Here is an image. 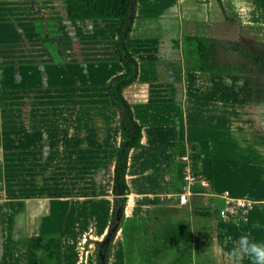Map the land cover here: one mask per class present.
<instances>
[{
  "label": "crops",
  "instance_id": "crops-1",
  "mask_svg": "<svg viewBox=\"0 0 264 264\" xmlns=\"http://www.w3.org/2000/svg\"><path fill=\"white\" fill-rule=\"evenodd\" d=\"M237 4L135 2L126 44L137 74L123 95L140 126V145L127 153L123 217L111 241L120 254L110 250L108 264H129L120 241L126 223L136 237L130 244L137 245L127 250L130 264H142L145 241L150 252L161 249L159 241L151 244L152 231L177 219L188 221L191 253L194 222L217 217L196 215L197 207L215 212L223 190L252 204L244 222L214 221L216 264H233L228 253L241 233L264 242V78L182 63L181 36L231 38L220 34L232 30L233 20L251 17ZM116 26V19L68 20L65 0H0V264H95L94 241L110 219L120 140L117 112L104 95L107 80L122 71ZM3 90L22 94L4 100ZM180 132L185 141L208 145L185 204L174 196L168 147ZM67 218L87 223L75 228Z\"/></svg>",
  "mask_w": 264,
  "mask_h": 264
},
{
  "label": "trees",
  "instance_id": "trees-1",
  "mask_svg": "<svg viewBox=\"0 0 264 264\" xmlns=\"http://www.w3.org/2000/svg\"><path fill=\"white\" fill-rule=\"evenodd\" d=\"M219 2V0H217ZM136 0H65L68 20L116 19L117 26L113 41L115 54L122 65V71L110 77L104 85V95L108 104L115 107L118 116L120 140L112 171V207L107 230L100 240L94 241L96 264H105L108 247L122 220L126 194L124 179L127 153L130 148L140 145V126L135 122L131 109L124 98L123 91L130 85L137 74V64L128 51L126 40L134 18ZM182 63L185 69L232 74L255 78H264V42L219 37H200L192 34L181 36ZM179 140L168 143L175 162L174 175L177 193L183 182V171L188 161L190 174L197 180L201 175L200 162L208 155L205 141H185L182 132ZM157 198L144 199L145 202ZM216 211H199L200 216H213ZM151 244L159 241L161 249L152 248L151 254L158 256L162 249L177 246L178 252L171 264L184 263L190 255L191 236L187 220L177 219L168 222L165 227L153 230Z\"/></svg>",
  "mask_w": 264,
  "mask_h": 264
},
{
  "label": "rangeland",
  "instance_id": "rangeland-1",
  "mask_svg": "<svg viewBox=\"0 0 264 264\" xmlns=\"http://www.w3.org/2000/svg\"><path fill=\"white\" fill-rule=\"evenodd\" d=\"M237 10L240 11H244V13L246 14H251V17L249 18V16L243 20V24L237 23L236 20H233L234 22V27H232V30H230V32H221L220 35H224V36H228L231 38H238V39H249V40H256V41H260V42H264V0H238V4H237ZM246 11V12H245ZM238 18V16H236ZM242 19V18H240ZM242 23V22H241ZM8 91V92H7ZM3 90V93L1 94L3 96V99L6 100V95L7 96H21V92L19 91H15L12 92L10 90ZM83 92H78V94H82ZM5 104V103H4ZM2 113H4V111H2ZM2 119H4V117H2ZM1 125H3L4 127L6 126V123L3 121L1 123ZM3 127V129H5ZM196 208V207H195ZM204 210L203 207H197V211H195L196 215L199 214V211ZM68 217V215H67ZM199 218V217H198ZM72 219V217H71ZM201 224H197L198 222H194V226H196L197 228H193L194 230V236H195V248L193 251H191L190 256H188L189 261H186L182 264H216V250H215V237L213 235V223L215 222H229L232 223L233 221H224L219 219L218 217H209V218H204L201 217ZM68 222L72 223V227L75 228H81L84 227L83 224L85 225L87 223V219L81 220V221H77V223L75 222V220H70L69 218H67ZM195 220H198L197 218H195ZM66 221V217L63 220V223H65ZM204 221V222H203ZM74 223V224H73ZM236 223V222H234ZM77 224V225H75ZM121 224V222H120ZM64 225V224H63ZM212 227V228H211ZM203 228V232L204 235H202L200 233L201 229ZM211 230V231H210ZM131 227L127 225V223L123 226V230L122 233L120 235V241L123 242V244L121 245L124 246V249L126 250L127 253V260L128 263L130 264V262L133 261L131 255L129 254V252L127 250L132 249V247L134 249H136L137 245L136 242L133 240L132 241V245L130 244V239L131 238H136L133 236V233L131 234ZM197 232H199L197 234ZM211 232V233H210ZM203 236V240L202 239ZM146 243L143 245H146L145 250H143V254L141 255L142 258V264H171V261L173 259V257L177 254L176 250H166L163 252V254L159 257V258H153L151 256V252L148 249V243L147 241H145ZM135 243V244H134ZM111 243L108 247V252H107V257H106V261L105 264H108V254L110 251V254L112 255V257L118 258L119 254H120V248L118 246L113 245L111 247ZM93 262L96 264V252H94V256H93ZM113 264H119L118 263V259L116 261L113 262Z\"/></svg>",
  "mask_w": 264,
  "mask_h": 264
},
{
  "label": "built area",
  "instance_id": "built-area-1",
  "mask_svg": "<svg viewBox=\"0 0 264 264\" xmlns=\"http://www.w3.org/2000/svg\"><path fill=\"white\" fill-rule=\"evenodd\" d=\"M182 159L186 162V166L183 171V182L179 191L174 195L177 204H185L187 202L191 186L196 181V179L189 172L187 158L184 156ZM202 184L207 186L206 181H202ZM218 197L222 200V206L216 210V215L219 219L237 223L245 221L248 209L252 204L250 200L244 197L232 196L227 190H223Z\"/></svg>",
  "mask_w": 264,
  "mask_h": 264
},
{
  "label": "clouds",
  "instance_id": "clouds-1",
  "mask_svg": "<svg viewBox=\"0 0 264 264\" xmlns=\"http://www.w3.org/2000/svg\"><path fill=\"white\" fill-rule=\"evenodd\" d=\"M261 225L257 222L253 224V228L258 229ZM231 237L225 239V243ZM233 264H241L247 258L251 264H264V242H258L251 237V233H241L234 241L233 247L228 253Z\"/></svg>",
  "mask_w": 264,
  "mask_h": 264
}]
</instances>
